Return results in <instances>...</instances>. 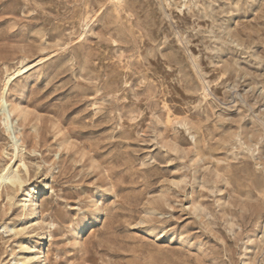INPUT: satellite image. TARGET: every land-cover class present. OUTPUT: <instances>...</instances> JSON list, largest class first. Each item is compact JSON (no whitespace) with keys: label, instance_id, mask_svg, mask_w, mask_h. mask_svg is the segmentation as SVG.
<instances>
[{"label":"rangeland","instance_id":"1","mask_svg":"<svg viewBox=\"0 0 264 264\" xmlns=\"http://www.w3.org/2000/svg\"><path fill=\"white\" fill-rule=\"evenodd\" d=\"M6 74L0 264H264V0H0Z\"/></svg>","mask_w":264,"mask_h":264},{"label":"bare ground","instance_id":"2","mask_svg":"<svg viewBox=\"0 0 264 264\" xmlns=\"http://www.w3.org/2000/svg\"><path fill=\"white\" fill-rule=\"evenodd\" d=\"M34 60V59H33ZM40 61V60H38ZM38 61H33L30 63H27L25 66L20 67L17 71H16V75H19L25 71H27L28 69L32 68L33 66H36V64L38 63ZM21 66V65H20ZM10 74V73H9ZM7 75V74H6ZM15 75V76H16ZM13 75H7L6 78V83H4V88L2 89L1 93H0V116L2 119V123L8 127V130H10V128H12V116L14 114L18 115V116H23L24 115V111L18 107V106H12L9 108V104H7L6 101V90H7V84L9 81H11V79ZM17 104V103H16ZM20 104V103H19ZM12 138H15V136ZM22 146V145H21ZM20 146V147H21ZM14 148V147H13ZM15 151L17 150V146L14 148ZM20 150V149H19ZM21 151V150H20ZM16 156V154L14 153V155H12L9 158V162H5L6 164H4V166L1 168L0 170V186L2 184H9L11 187H13L15 190H20L23 188V184H24V180L22 179V177L19 174V168L22 166L24 169L25 174H28V168L27 166L24 164V162L21 159L18 160H12V157ZM16 159V158H15ZM17 164V165H16ZM22 171V170H21ZM22 173V172H21ZM23 174V173H22ZM21 174V175H22ZM27 183V182H26ZM45 187V186H44ZM34 191V190H33ZM32 191V192H33ZM36 193V192H35ZM12 194V193H11ZM18 194V193H17ZM19 195V194H18ZM22 195V193H21ZM24 195V194H23ZM34 196V195H33ZM32 200V194H28L26 197H24L22 199V205H26L28 202H30ZM28 207V206H27ZM24 208V207H23ZM90 221V220H89ZM81 225V224H80ZM31 249V248H30ZM27 253V252H26ZM35 257V256H34ZM34 259V258H33ZM19 261V260H18ZM21 262V261H20Z\"/></svg>","mask_w":264,"mask_h":264}]
</instances>
